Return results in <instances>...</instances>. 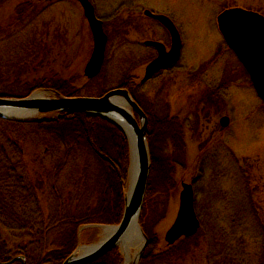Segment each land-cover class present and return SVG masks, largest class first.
Returning <instances> with one entry per match:
<instances>
[{"label": "rangeland", "instance_id": "rangeland-1", "mask_svg": "<svg viewBox=\"0 0 264 264\" xmlns=\"http://www.w3.org/2000/svg\"><path fill=\"white\" fill-rule=\"evenodd\" d=\"M28 1H31L35 10L30 11L32 14L26 17L29 23L16 29L15 11L18 12L17 7H23L22 4ZM44 1L46 0H12L0 6V98H25L37 92L42 96H54L55 94L47 91V88H36L28 96L25 95L30 83L38 79L68 78L75 89H84L82 95L72 97H96L112 89L122 88L120 83L128 72H132L137 81L144 78L149 57L146 54L142 56L139 47H125V44L121 43L122 33H113L114 40L107 48L103 74L98 80L88 84L84 69L92 54L94 41L82 8L74 3L75 1L66 3L55 1L47 10L41 12L47 5ZM122 1L97 0L98 14L110 20ZM168 2L165 0L132 2L134 5L141 3L140 10L144 9L146 4L152 3L156 8H165L170 12L180 29L184 31L187 42L185 58L194 67L192 79H186L184 71L177 72L176 77L169 78L163 94V105L167 109L165 111L158 109L157 112L160 116L165 113V116H168L170 113L173 118L177 115L181 119H186L189 115L192 118L187 124L190 129L184 128L186 144L181 155L174 152L173 142L164 138L166 134L163 135L164 129H158L163 135L161 141L157 143L160 146L158 159L161 162L157 161L155 164L157 169L160 167L158 169L160 178L159 181L157 178L154 179L156 192L152 197L158 200V208H161L165 215L155 227L157 235L155 247L159 245L158 250L164 251L184 239L183 237L170 245L166 241V233L179 209L181 183L186 181L194 185L197 216L200 222L202 220L205 222L197 239L200 246L192 248L190 253L195 254L186 261L187 264H261L263 238L257 226L262 222L264 224V103L258 96L245 67L225 45L217 16L224 10L234 7L264 12V0ZM127 3H131V0H127ZM126 10L123 9L122 13L127 12ZM12 32L13 35L8 36ZM141 35L135 31L129 33L134 41H138ZM38 39L41 45L39 44L37 48V57L29 58L24 47L26 44L36 43ZM204 64L209 67L207 71L197 70ZM222 85L223 92L217 93L219 91L215 87L220 88ZM147 87L148 96L153 99L157 91L156 80L151 81ZM103 89L106 90L105 93ZM2 94L25 96L10 97ZM202 99L206 101L207 107L203 106L202 110H198ZM224 116L230 118L227 128L221 124ZM17 117L10 120L30 123L40 120L51 121L60 117V113H36L28 116V119H20L19 115ZM10 136L17 142V148L8 149L9 153H18L19 157H15V161L18 162L20 158L27 166L29 175L45 178L48 173L52 171L53 174L55 171L54 174L59 178L56 187L62 193L82 189L88 191L86 195L93 196L96 201L108 191L110 178L103 166H108L107 164L113 166V159L107 158L105 163L99 162L89 148L76 147L72 151L73 155L68 156L63 169L56 171L53 169L56 163L54 165L52 163L62 158L59 138L49 132L38 130L35 125L30 128L29 125L17 127ZM103 141L110 140L104 136ZM46 149L50 153L47 156L43 155ZM107 149L110 154V147ZM173 160L180 163L171 175L169 165L170 163L174 165ZM130 166L131 155L124 188L125 197L131 184ZM83 174L88 175L86 182L77 188L71 187L66 180L70 178L71 181H77ZM170 177L177 183L175 189L170 188ZM163 189H167L165 195L162 193ZM42 204L47 206L45 200ZM254 211L259 213L262 219L253 218ZM105 225L107 224L79 227L77 236L80 245L99 242L103 237ZM227 246L230 253L226 254L223 253V249ZM147 247L148 245L144 253ZM115 249L123 258L122 264H126L127 256L123 246ZM129 250L135 253L140 248L135 245L129 247ZM20 258L26 264V259ZM13 260L10 263L14 262ZM147 264L172 263L169 258L168 262L157 260Z\"/></svg>", "mask_w": 264, "mask_h": 264}, {"label": "trees", "instance_id": "trees-1", "mask_svg": "<svg viewBox=\"0 0 264 264\" xmlns=\"http://www.w3.org/2000/svg\"><path fill=\"white\" fill-rule=\"evenodd\" d=\"M9 1L12 0H0V6ZM22 5L23 7H17L19 13L15 11L17 20L13 21L17 24L16 29L28 24L26 17L32 14L30 11L35 10L31 1ZM260 13L264 15V12ZM10 35H13V32L8 36ZM39 44V39L36 43L26 44L24 48L27 50L29 58L37 57ZM94 81L96 80L88 79L87 82L90 84ZM70 82V79L62 77L38 79L30 83L31 88H28L25 95L28 96L36 88L54 89L67 96L82 95L84 89H75L76 87ZM125 82L126 79L123 78L120 84L132 90L133 88L125 86ZM135 99L139 103L137 92H135ZM23 125H29V128L35 125L38 130L49 132L60 139L62 158L52 163L53 165L56 163L53 166L56 171L63 169L68 156L73 155L72 151L76 147L89 148L90 152H94L99 162L105 163L107 158L113 159V166L111 164L103 166L110 178L108 191L96 201L93 196L86 195L88 191L82 189L76 192L62 193L56 187L59 178L54 174L55 171L53 174L52 171L48 173L45 178H35L36 176L29 175L28 168L23 164V161L20 158L18 162L15 161L19 157L18 153H9L8 150L17 148V142L12 140L10 133ZM104 136H107L110 141L104 142ZM157 143L154 138H149L152 171L148 180L144 210L140 217V224L148 236L149 244L140 264L154 263L157 260L168 262L169 258H171L172 264H187L186 261L195 254L190 253L192 248L200 246L197 239L201 235V228L205 222L202 220L196 235L186 237L180 243L170 246L164 251L158 250L159 245L155 247L154 242L157 240L155 227L165 215V212L163 213V210L158 208V200L152 197L156 192L153 185L154 179L157 178L159 181L160 178L158 170L160 167L157 169L155 166L156 162L160 161L158 159L160 146ZM107 147H110V154ZM129 152V143L122 130L107 119L93 113L63 112L55 120H40L34 123L0 117V264H25L20 257L26 259V264H62L79 245L77 236L79 227L91 224H118L124 212V188L129 165ZM47 154L50 153L46 149L43 155L47 156ZM61 162L62 164H59ZM173 163L174 165L172 163L169 165L171 175L174 174L173 172L179 164L176 160H173ZM182 166L184 168L185 163ZM87 176L86 174L80 175L77 181H71L70 178H66V180L71 184V187L77 188L86 182ZM170 182V188L175 189L177 183L174 179L171 180V177ZM166 190L163 189V195L167 192ZM44 200L47 206L42 204ZM253 216L256 219H262V216L255 211ZM258 228H260L263 238L261 264H264L263 222L257 226ZM223 253H230L228 246L223 249ZM223 253L215 254L222 256ZM11 260L14 262L10 263ZM122 261L123 258L118 250L112 249L90 264H122Z\"/></svg>", "mask_w": 264, "mask_h": 264}, {"label": "water", "instance_id": "water-1", "mask_svg": "<svg viewBox=\"0 0 264 264\" xmlns=\"http://www.w3.org/2000/svg\"><path fill=\"white\" fill-rule=\"evenodd\" d=\"M79 1L94 37L93 51L85 67V75L93 78L102 69L108 37L103 22L97 18L90 0ZM153 16L169 29L173 43L170 51H166L162 43L149 41V44L157 47L159 54L147 65L143 78L145 81L159 70L179 60L182 48L179 30L173 21L162 14ZM217 21L229 48L235 52L247 69L253 86L264 103V15L257 11L234 7L221 12ZM49 92L55 95L47 97L37 92L25 98H0V117L16 119L19 115L20 119H28V116L36 113L63 111L102 115L125 133L131 155V184L125 197V210L120 223L104 226L103 238L98 243L79 247L78 251L76 250L62 264H90L118 246L125 247L126 253L129 247L141 244L138 255L133 261V264H138L148 244V237L139 223L151 171L150 151L146 139V114L124 88L112 89L98 97H72L63 96L56 91ZM229 122L228 116L221 119V124L225 127ZM179 200L177 215L166 233V241L170 245L183 237L195 235L201 225L195 208L192 183H182ZM126 256L128 258L127 253Z\"/></svg>", "mask_w": 264, "mask_h": 264}, {"label": "flooded vegetation", "instance_id": "flooded-vegetation-1", "mask_svg": "<svg viewBox=\"0 0 264 264\" xmlns=\"http://www.w3.org/2000/svg\"><path fill=\"white\" fill-rule=\"evenodd\" d=\"M55 1H58L59 3L75 1L74 3H77L82 8L83 13H84L83 6L79 0H46L44 2H46L47 5L43 7L41 12H44L45 10H47V8H49L48 6ZM165 1L169 3L168 1L170 0H165ZM90 2L94 6L95 14L97 18L103 22V28L108 37L106 48H108L109 43L111 44L113 43V40H114L112 36L113 33L114 34L122 33L121 43L125 44V47H129V48L139 47L140 53L143 54L142 56L146 54V56L149 57L148 64L151 61H153L159 54L157 47L152 44H149V41H156V42L162 43L165 46L166 51H170L172 47V43H173L172 35L169 29L166 28L163 25V23L157 18H155L153 15L162 14V15L169 17L173 21V23L176 25V27L178 28L180 36H181V41H182V48H181V54H180L179 60L159 70L151 78H149L146 81L143 80V78L140 81H137L136 77L132 75V72L131 73L128 72L124 76V79H126L125 86L130 87V89L131 88L133 89L129 90L128 88L123 87L124 85H121V86L122 88L127 89L129 91V93L131 94V96L133 97L135 101H136L135 92H137L138 100H139V103L138 102L137 103L142 108V110L144 111L147 117V134L146 135L148 138V142H149L150 137L154 138L155 141L158 142L159 140L162 139L163 135L166 133L164 135V138L169 139V141H172L173 142L172 147L175 148V149L173 148L174 152L177 155L179 154L181 155L182 152L184 151V147L186 144L184 128L186 127L187 129H190L187 124L191 120L192 116L189 115L187 116L186 119H181L179 115L173 118L171 117L170 113L168 114V116H165L166 113L163 116H160L158 115L157 112L161 109H163L164 111L167 109V107L163 105V94H164V90L166 86L168 85L167 82L170 81L169 78L176 77L177 72L182 73L183 71L185 73L184 76L186 77V79H192V77L194 76V73H193L194 67L187 61V58H185L187 57L185 54V50H187V42H186L184 31L180 29V27L177 24L176 19L170 14V12L166 11L165 8H162V9L156 8V6H154L152 3L146 4V7L140 10L139 5L141 3H136L134 5L132 3L133 0H131V3L129 4L127 3V0H123L122 3L120 4V7L114 11L113 17L109 20L108 18L106 19L98 14L97 0H90ZM123 9H127L126 10L127 12L122 13ZM128 9H130V11H128ZM147 11L149 12L147 13ZM84 17L85 19H87L85 15ZM89 30L92 33L90 25H89ZM131 31H135L137 33L142 34L141 36H139L141 38L138 41H134L133 39H131V37L129 36V33ZM225 45L228 46L226 42H225ZM228 49L230 48L228 47ZM230 51L236 57L238 62L241 63L238 57L236 56V54L234 53V51L231 49ZM106 61L107 59L105 57V61H104V65L101 70V73L92 79L98 80L102 76ZM180 68H184V69L181 70ZM203 69L207 71L209 67H206V64H204V65H201L199 69L197 70L200 71ZM154 80H156V83H157V91L154 94L153 99H150L148 96L147 85L151 81H154ZM215 88L216 90L219 91L217 93H220V91L223 92L224 90L223 85L220 88L219 87H215ZM47 90L56 91L50 88H47ZM205 102L206 101L204 99L201 100L200 104L198 105V110L201 109V107L203 106L207 107V103L205 104ZM171 109H172V106L169 108V112H171ZM61 113L63 112H60V114ZM136 118L139 119L138 116H136ZM224 128H227V127H224ZM150 129H151V132L149 133ZM158 129L159 130L164 129L163 135L161 134V132L158 131ZM150 155H151V152H150Z\"/></svg>", "mask_w": 264, "mask_h": 264}, {"label": "bare ground", "instance_id": "bare-ground-1", "mask_svg": "<svg viewBox=\"0 0 264 264\" xmlns=\"http://www.w3.org/2000/svg\"><path fill=\"white\" fill-rule=\"evenodd\" d=\"M90 27H91V26H90ZM104 229H105V227H103V233H104ZM140 245H141V244L138 245L139 248H141ZM124 248H125V247H124ZM138 252H139V251H138ZM138 252L131 253V250L128 249V250L126 251V253L128 254V258H127V262H126V264H131V262H133L134 259L137 257ZM143 255H144V253H143L142 256H141V259H142Z\"/></svg>", "mask_w": 264, "mask_h": 264}]
</instances>
